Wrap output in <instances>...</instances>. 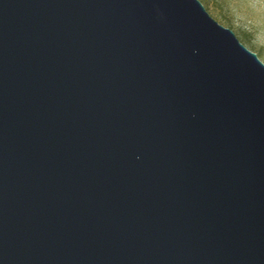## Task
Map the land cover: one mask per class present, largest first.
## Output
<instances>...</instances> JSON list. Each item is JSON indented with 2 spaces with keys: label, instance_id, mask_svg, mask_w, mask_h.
<instances>
[{
  "label": "water",
  "instance_id": "obj_1",
  "mask_svg": "<svg viewBox=\"0 0 264 264\" xmlns=\"http://www.w3.org/2000/svg\"><path fill=\"white\" fill-rule=\"evenodd\" d=\"M0 264H264V64L199 0H0Z\"/></svg>",
  "mask_w": 264,
  "mask_h": 264
},
{
  "label": "rangeland",
  "instance_id": "obj_2",
  "mask_svg": "<svg viewBox=\"0 0 264 264\" xmlns=\"http://www.w3.org/2000/svg\"><path fill=\"white\" fill-rule=\"evenodd\" d=\"M199 1L211 18L230 29L264 64V0Z\"/></svg>",
  "mask_w": 264,
  "mask_h": 264
},
{
  "label": "trees",
  "instance_id": "obj_3",
  "mask_svg": "<svg viewBox=\"0 0 264 264\" xmlns=\"http://www.w3.org/2000/svg\"><path fill=\"white\" fill-rule=\"evenodd\" d=\"M253 50V49H252ZM257 55V53H255Z\"/></svg>",
  "mask_w": 264,
  "mask_h": 264
}]
</instances>
